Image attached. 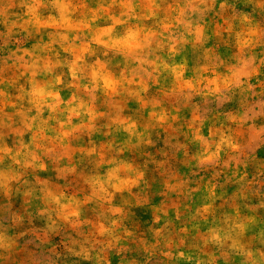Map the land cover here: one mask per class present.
Listing matches in <instances>:
<instances>
[{"label":"rangeland","instance_id":"374dc122","mask_svg":"<svg viewBox=\"0 0 264 264\" xmlns=\"http://www.w3.org/2000/svg\"><path fill=\"white\" fill-rule=\"evenodd\" d=\"M89 6L97 5L89 0ZM25 11L22 0H0V78L5 81L19 75L13 66L17 57L11 53L18 48H31L39 39L25 40V34H15L18 28L12 30L11 38L5 35L11 21L22 17ZM189 11L190 17L180 10L178 23H187L190 18L203 24L208 38L204 46L212 49V54L208 61L199 57L190 59L187 75L193 74L194 65L211 64L221 76L235 74L233 86L214 95H197L188 89L184 80H175L165 73L158 83H152L149 93L142 94L140 102L124 97L96 100L99 113L96 120L88 123L85 118L83 125L80 120H73L76 127L71 129L69 142L75 155L71 161L62 146L46 144L41 160L47 165V171L28 170L23 177L27 184L0 180L11 189L6 192L0 188V264H198V261L209 264L212 256L214 264H246V258L240 254L211 245L203 248L200 240L210 227L222 221L224 213L235 215L236 209L242 217H255L246 237L256 264H261L259 253L264 252V207H261L264 204V31L254 49L244 47L235 33L247 27L241 23L244 14L264 30V6L260 0H207L206 5H193ZM181 30L172 31L173 43H179ZM43 39H48L46 32ZM192 47L189 45V52ZM149 64L147 56L135 54L127 63L120 62L119 71L151 83L156 77ZM0 90L13 99L17 94L16 88L8 83L0 84ZM62 96L67 99L69 92H62ZM153 110L158 114L163 110L177 115L179 120L159 124L149 116ZM3 111L7 116L3 117L4 125L0 127L4 135L0 147L6 144L16 150L19 133L23 131L20 118L11 107L3 106ZM131 120L137 122L138 130L144 133L142 137H130L124 130L123 124ZM198 125H203L202 134L206 138L210 128L227 129L238 145L235 152L221 154L223 161L219 168L214 162L198 163L193 158L199 146L189 144L185 134L189 127ZM30 135L23 136L25 143ZM108 144H112V149L106 147ZM93 146L98 152L103 148V158L86 155ZM120 147H123L122 155L115 150ZM112 158L131 163L134 169L144 173L136 186H124L117 193L116 204L126 213L123 227L133 235L115 249L105 247L106 237L96 236L107 215V206L101 201L93 197L91 203L83 204L81 218L89 223L82 230L77 229L80 235H76L67 228L49 229L46 217L37 214L42 205L24 194L29 185L43 180L57 194L63 191L86 202L92 192L86 182L94 175L106 178L109 168L113 167L107 160ZM9 165L6 158L0 170H6ZM73 165L74 175L69 172ZM118 175L122 179L135 178V172L122 170ZM240 176L245 179L241 181ZM207 203H213L215 214L197 215V210ZM182 228L188 232H181ZM157 229L162 230L159 235ZM73 236L81 243L85 239L89 241L85 247L90 248V259L68 251ZM181 251L185 254L183 259L177 258Z\"/></svg>","mask_w":264,"mask_h":264},{"label":"clouds","instance_id":"9594fccd","mask_svg":"<svg viewBox=\"0 0 264 264\" xmlns=\"http://www.w3.org/2000/svg\"><path fill=\"white\" fill-rule=\"evenodd\" d=\"M22 2L26 9L24 15L11 21L5 35L11 38L12 30L18 28L15 34H25V40L39 39L31 48H18L11 53L17 57L13 66L19 75L11 81L0 78V84L8 83L17 91L13 99L7 92L0 90V127L4 125L3 117L7 116L3 106H7L15 110L14 115L20 118L23 129L17 139L18 149L13 150L6 144L0 147V164L6 158L10 161L6 170H0V180L11 179L27 184L23 177L28 170L47 171V165L41 160L46 144L57 143L62 146L67 159L71 161L75 155L69 142L71 129L76 127L73 120H80L81 125L85 118L88 123L96 120L99 113L95 101L101 97H124L140 102L142 94L149 93L152 83H158L159 77L165 73L175 80H184L188 89L197 95H214L233 86L235 74L221 76L211 64L194 65L193 74L190 77L187 75L189 60L199 57L208 61L212 49L204 46L208 38L204 35L203 24L193 22L190 18L187 23H178L177 17L181 9L190 17L192 6L206 5L207 0H94L96 7H90L89 0ZM260 3L264 6V0H260ZM241 23L247 27L235 33V36L237 40H242L244 47L254 49L260 44L264 30L247 14L242 15ZM174 29H182L178 44L172 42L174 37L171 33ZM45 32L47 41L43 39ZM228 32L232 34L231 27ZM189 45L193 46L191 52L188 51ZM135 54L150 59L149 67L156 77L155 81L150 83L143 77L126 76L119 71L120 62L127 63L128 58ZM21 80L24 82L20 83ZM64 91L69 92L67 99L62 96ZM149 116L159 124L179 120L177 115H169L163 110L159 114L153 110ZM123 127L130 137L144 135L138 130L135 120L124 123ZM28 133L31 135L25 143L23 136ZM202 133L203 125H198L189 127L185 134L189 144L199 146L193 158L198 163L214 162L219 168L223 161L221 154L235 152L238 145L227 134V129L210 128L207 138ZM3 141L4 135L0 132V143ZM106 147L112 149L113 146L108 144ZM115 150L123 154V147ZM86 155L103 158V148L98 152L93 146L86 151ZM107 163L113 167L109 168L106 178L94 175L86 182L92 189L86 202L75 196H67L63 191L57 194L43 180L29 185L24 194L42 205L37 214L46 217L49 229L63 231L67 228L76 232V235H80L77 229L82 230L89 223L81 218L83 204L91 203L93 197L101 201L107 206V215L96 236L106 237L105 247L115 249L122 240L133 235L123 227L126 213L116 204L117 193L122 192L124 186H136L144 173L134 169L131 163L118 162L115 158L107 160ZM122 170L135 172V178L122 179L118 175ZM69 172L75 174L74 165L69 168ZM59 179L56 178L57 181ZM244 179V176H240L241 181ZM0 188L11 191L7 184L0 183ZM214 214L213 203H207L197 210V215ZM254 221L255 217H242L238 209L235 215L224 213L222 221L210 227L206 236L200 237L203 248L210 245L218 249L227 248L245 257L246 264H256L250 241L246 237L249 225ZM161 231L157 229V235ZM181 232L187 233L188 229L182 228ZM88 243L87 239L81 243L73 236L68 251L88 260L91 258L90 248L85 247ZM164 255L168 256L169 253ZM184 257L182 251L177 254V258ZM259 257L261 264H264V252H260ZM214 261L215 257H210L209 264H214ZM198 264L204 262L198 261Z\"/></svg>","mask_w":264,"mask_h":264}]
</instances>
